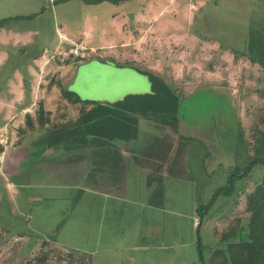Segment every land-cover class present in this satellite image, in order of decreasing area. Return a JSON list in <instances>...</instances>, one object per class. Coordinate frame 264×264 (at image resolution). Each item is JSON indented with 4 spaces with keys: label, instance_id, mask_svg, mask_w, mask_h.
Wrapping results in <instances>:
<instances>
[{
    "label": "rangeland",
    "instance_id": "374dc122",
    "mask_svg": "<svg viewBox=\"0 0 264 264\" xmlns=\"http://www.w3.org/2000/svg\"><path fill=\"white\" fill-rule=\"evenodd\" d=\"M16 16L26 18L0 28V149L20 135L27 114L35 122L41 111L48 120L82 121L74 134L97 129L88 124L93 105L71 103L66 88L98 103L127 96L122 107L132 112L116 118L125 135L137 134L142 110L176 113V133L180 125L190 137L193 168L185 184L197 182L199 205L233 170L264 157V71L247 66L254 57L264 66V0H0V20ZM131 69L176 99L153 102ZM250 174L210 207L204 244L215 246L237 220L248 219L247 198L264 164ZM12 256L5 264H86L49 240L23 239V258Z\"/></svg>",
    "mask_w": 264,
    "mask_h": 264
},
{
    "label": "crops",
    "instance_id": "0c3cea01",
    "mask_svg": "<svg viewBox=\"0 0 264 264\" xmlns=\"http://www.w3.org/2000/svg\"><path fill=\"white\" fill-rule=\"evenodd\" d=\"M250 63L264 71L257 58ZM106 118L91 119L97 129L82 135L79 120L20 121L19 143L2 145L0 264L23 258V239L49 240L86 264H201L197 221L206 215L197 182L185 184L190 137L145 117L125 135Z\"/></svg>",
    "mask_w": 264,
    "mask_h": 264
},
{
    "label": "trees",
    "instance_id": "16d2710c",
    "mask_svg": "<svg viewBox=\"0 0 264 264\" xmlns=\"http://www.w3.org/2000/svg\"><path fill=\"white\" fill-rule=\"evenodd\" d=\"M23 18L26 17L16 16L3 18L0 20V28L5 27L14 20ZM109 61L113 62V60ZM150 82L152 84V91L150 93H145L144 96H147L149 99L153 100V102L176 99L173 93L159 91L158 86L154 84V79H151ZM70 92L71 91L65 88L64 94L71 103L93 105L92 111H90V119H100L103 116L108 118H119V115L122 113L124 114L126 110L132 112L131 108L124 109V107H122L129 100L127 96L116 102L105 101V103H98L96 101L83 100L79 96L74 97ZM132 96L140 95L136 94ZM84 111L85 109H83V112ZM138 114L152 121L164 124L175 132L178 130V118L176 113L160 109H145ZM45 120L44 111H41L38 121L43 124ZM26 121L28 125L33 123L30 114H27ZM260 163L264 164V157L253 158L246 167H239L233 170L227 184L217 188L213 197L209 199L207 204L199 205L197 211L201 220L209 212L210 207L219 196L232 195L236 190L235 181L242 177H251V169ZM246 210L249 214L248 219L245 222L237 220L236 224L231 225L221 234L215 246L203 243L200 231L202 223H199L198 245L201 253V264H264V176L257 182L255 189L248 195ZM205 249H208L207 256L204 253Z\"/></svg>",
    "mask_w": 264,
    "mask_h": 264
}]
</instances>
